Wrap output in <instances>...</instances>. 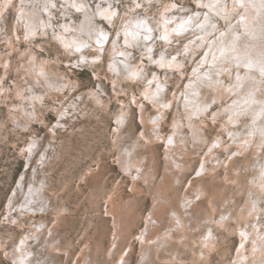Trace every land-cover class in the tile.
Returning <instances> with one entry per match:
<instances>
[{
  "label": "clouds",
  "instance_id": "9594fccd",
  "mask_svg": "<svg viewBox=\"0 0 264 264\" xmlns=\"http://www.w3.org/2000/svg\"><path fill=\"white\" fill-rule=\"evenodd\" d=\"M0 264H264V0H0Z\"/></svg>",
  "mask_w": 264,
  "mask_h": 264
}]
</instances>
